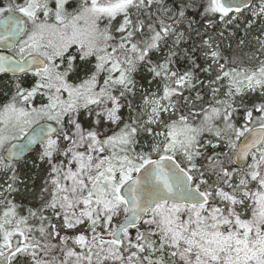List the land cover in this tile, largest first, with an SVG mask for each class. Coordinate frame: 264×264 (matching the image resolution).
Returning a JSON list of instances; mask_svg holds the SVG:
<instances>
[{
	"label": "snow or ice",
	"instance_id": "obj_1",
	"mask_svg": "<svg viewBox=\"0 0 264 264\" xmlns=\"http://www.w3.org/2000/svg\"><path fill=\"white\" fill-rule=\"evenodd\" d=\"M0 264H264V0H0Z\"/></svg>",
	"mask_w": 264,
	"mask_h": 264
}]
</instances>
